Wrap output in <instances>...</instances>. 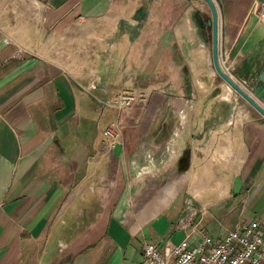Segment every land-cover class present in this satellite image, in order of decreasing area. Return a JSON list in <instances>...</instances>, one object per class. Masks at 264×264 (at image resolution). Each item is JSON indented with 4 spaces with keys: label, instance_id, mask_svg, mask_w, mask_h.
<instances>
[{
    "label": "crops",
    "instance_id": "obj_1",
    "mask_svg": "<svg viewBox=\"0 0 264 264\" xmlns=\"http://www.w3.org/2000/svg\"><path fill=\"white\" fill-rule=\"evenodd\" d=\"M2 1L0 264H133L184 235V198L210 235L264 221V117L215 72L204 0ZM214 1L250 88L264 23ZM123 88L147 99L110 106Z\"/></svg>",
    "mask_w": 264,
    "mask_h": 264
},
{
    "label": "built area",
    "instance_id": "obj_2",
    "mask_svg": "<svg viewBox=\"0 0 264 264\" xmlns=\"http://www.w3.org/2000/svg\"><path fill=\"white\" fill-rule=\"evenodd\" d=\"M3 8L0 0V15ZM251 12L264 23V1L254 0ZM223 70L228 73L230 68L225 65ZM238 83L250 92L245 81ZM146 99L147 93L142 90L123 88L109 105L121 109ZM104 133L109 134L110 131ZM206 212L205 206L186 199L179 223L184 230L180 240L175 242L165 237L145 243L142 259L133 264H264V221L239 222L233 228L221 226L219 234L212 236L195 220L196 216L202 217Z\"/></svg>",
    "mask_w": 264,
    "mask_h": 264
},
{
    "label": "water",
    "instance_id": "obj_3",
    "mask_svg": "<svg viewBox=\"0 0 264 264\" xmlns=\"http://www.w3.org/2000/svg\"><path fill=\"white\" fill-rule=\"evenodd\" d=\"M210 10L208 25L211 27V51L212 64L217 75L223 79L242 99L264 117V65H262L257 78L250 87V92L246 91L237 80H234L226 73L219 60L218 45V7L214 0H204ZM260 101H258L257 99Z\"/></svg>",
    "mask_w": 264,
    "mask_h": 264
},
{
    "label": "rangeland",
    "instance_id": "obj_4",
    "mask_svg": "<svg viewBox=\"0 0 264 264\" xmlns=\"http://www.w3.org/2000/svg\"><path fill=\"white\" fill-rule=\"evenodd\" d=\"M142 103H143V102H140V104H142ZM135 104H136V103H135ZM137 104H139V103H137ZM133 105H134V104H133ZM140 107H142V108H143V111H144V109L147 110V107H148V106H147V104H146V105H143V106H140ZM140 107H139V108H140ZM124 108H125V107H124ZM140 109H141V108H140ZM150 111H151V109L148 111V116H150V113L152 112V111H151V112H150ZM141 113H144V112H141ZM141 113H140V115H141ZM173 194H174V191H173V190H171V191L168 192V195H169V196H172ZM214 196H215V192L209 193V198H213V199H214ZM166 200H167V199L164 198L163 202L166 203V202H167ZM185 200H186V199L184 198V199H183L182 207L184 206V202H185ZM202 201L204 202L205 200H202ZM194 203L196 204V202H194ZM205 221H207V220H205ZM202 226H203V225H201L200 227L202 228ZM178 236H179V235H174L172 240L175 241V242L179 241L181 237H178ZM212 236H214V235H212Z\"/></svg>",
    "mask_w": 264,
    "mask_h": 264
}]
</instances>
